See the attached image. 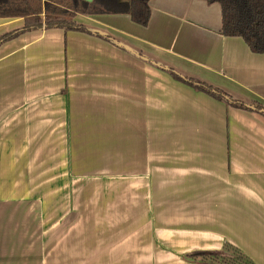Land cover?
<instances>
[{"label":"crops","instance_id":"1","mask_svg":"<svg viewBox=\"0 0 264 264\" xmlns=\"http://www.w3.org/2000/svg\"><path fill=\"white\" fill-rule=\"evenodd\" d=\"M150 7L0 42V264H202L225 243L264 264V114L165 68L264 106V53L219 3Z\"/></svg>","mask_w":264,"mask_h":264},{"label":"trees","instance_id":"2","mask_svg":"<svg viewBox=\"0 0 264 264\" xmlns=\"http://www.w3.org/2000/svg\"><path fill=\"white\" fill-rule=\"evenodd\" d=\"M206 1L221 5L224 35L241 37L253 52L264 53V0ZM117 13L128 14L134 22L147 25L151 16L150 0H0V18H24L23 28L1 37L0 42L11 39L22 32L44 27L92 32L76 21L78 14ZM96 34L106 40L114 41L109 35L99 32ZM170 74L227 104L242 109H253L264 114V106L257 101L238 100L220 88L189 76H183L172 69H170ZM188 258L202 264H256L240 248L230 243H225L220 252L193 253Z\"/></svg>","mask_w":264,"mask_h":264},{"label":"water","instance_id":"3","mask_svg":"<svg viewBox=\"0 0 264 264\" xmlns=\"http://www.w3.org/2000/svg\"><path fill=\"white\" fill-rule=\"evenodd\" d=\"M86 1H93V0H86ZM112 39V38H111ZM115 43H118L117 41H115ZM131 51H133V53H135L136 55H140L138 52H136V51H134V50H132L131 49ZM155 64H157V65H159V66H162V65H160L159 63H155ZM163 67V66H162ZM165 67V66H164ZM166 69H168V70H170L169 68H167V67H165ZM178 73V72H177ZM180 74V73H179ZM182 75V74H181ZM184 76V75H183Z\"/></svg>","mask_w":264,"mask_h":264}]
</instances>
